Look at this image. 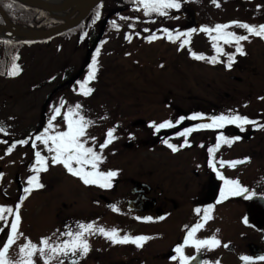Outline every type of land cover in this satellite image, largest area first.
Segmentation results:
<instances>
[{
	"label": "rangeland",
	"instance_id": "374dc122",
	"mask_svg": "<svg viewBox=\"0 0 264 264\" xmlns=\"http://www.w3.org/2000/svg\"><path fill=\"white\" fill-rule=\"evenodd\" d=\"M194 1L195 6L191 4V8H189L186 2L190 1L182 0L180 9L166 10L167 15L163 19H168L167 22L169 24L170 22L175 24L174 22L176 21H182L177 26L180 28L185 27L188 21L184 17L179 16V13L185 14L187 18L194 17L195 10L200 8L199 6H201L199 11L203 13L201 17L218 18L222 21L220 23L234 21V14H239L240 18L245 17L248 24L258 23L255 25H260L262 24L260 22L264 19V1L262 0H216L215 4L212 0ZM109 2L106 3L105 7H100L99 12L106 11ZM210 6L215 10L211 15L206 13V11L209 12ZM168 14L171 16L170 20ZM151 15H154V13ZM259 16H263V19H260ZM149 20H153V17H149ZM199 21L198 23L202 25L209 20L205 21L201 18ZM157 25L159 26L160 24ZM157 25H153L151 31L148 30L147 32L156 33L159 29ZM234 28L238 27L232 25L228 30H234L235 33L239 32ZM66 39L68 40V38H64L60 41L61 48H59L57 57L54 52L55 46L60 40L59 38L25 44V48L28 46H31V48L25 50L21 62L24 70H26L24 74L30 76V78L27 81L22 77L16 79V81L9 80L7 82L8 85L2 87L9 96L1 97L0 105L3 104L4 107L9 108L8 115L18 114L21 117H15V120L19 122L20 128L24 126V129H27L28 127L36 126L43 106L42 101L46 95L44 87L32 94L24 92L25 86L27 87L29 84L36 82L37 76H40L39 81L43 79V75L48 77L52 75L53 71L57 72L59 68H62L60 69L61 71L65 69L68 75L71 74L70 76L76 75L81 69L86 43L82 39L78 45L75 42V38L72 37L69 42H65ZM262 40L259 37L250 36L249 40L243 41L246 43L242 44L245 53L249 52L250 64L245 70L225 73L219 65L227 62V55L225 54L234 53V44L230 45L218 41V46L223 49V53L219 55V62L215 64L208 63L207 59H194L195 61L190 63H187L184 59L178 60L176 53L181 48L180 39L173 43H167L164 42L165 37L164 41L161 38L158 41L153 40L151 42L145 40L146 47H140L139 52H136L135 45L131 43L130 48L124 52L125 57L124 54L113 53L126 40L122 33L111 28L102 39L103 43L99 46L97 58L102 54V62L104 64L107 61L109 62L106 64L108 67L105 66L101 71L99 78V82H102L100 83V89L102 90L100 97L103 99L101 104L103 102L106 104L104 105L105 107H102V113H106L105 109H109L110 112L116 113V119L109 116V122L105 124H101L98 127L92 124L86 129L87 135L92 136L101 131L106 133L108 128L116 126V132H114L116 139L113 140V146L116 147L118 152V157H116V161H119L118 168L123 171L125 169L128 173L134 172L133 175L137 178L147 179V181L152 183L153 181L162 180V178L165 183H168L171 175L178 168L176 167L178 166L177 161H171L173 166L162 164L161 161H165L166 156L157 152H148L145 147V141L142 140L144 138L142 127L131 128V130L129 126L138 119H142L149 124L150 122L158 123L162 118L170 119L174 117L175 119L172 121L174 122V120L183 117V115L177 116L182 108H184V112L196 111L203 114L202 109L194 103L201 104L205 111H211L212 113L223 114L228 112L230 108L232 114L238 113L242 116H247L252 121H255L258 116L264 117V99H260L263 97L262 90L264 89V42ZM134 42H139L138 37L134 39ZM184 48H187L188 51L190 49L198 54H204L205 57L216 55L209 35L202 32L189 37L184 44ZM105 54L107 55L105 56ZM65 63L66 67H64ZM230 77L239 78L241 82L232 81L229 79ZM78 80L82 81V78ZM7 83H0V85H6ZM77 85L68 89V93L65 92L66 96L63 97V100L65 103L68 102V105L72 95L77 94V91H75ZM44 86H46V83H44ZM12 95L17 100L13 99ZM57 95L50 99L49 112H51L52 107L58 101ZM20 97L21 99H19ZM212 98L217 100H210ZM73 100L79 102L77 98ZM177 100H182L183 102L177 103ZM114 104L117 105L116 108L111 107ZM61 110L63 112L65 108ZM8 115L0 111V117H8L7 122L10 124L13 118ZM53 123L59 124L56 120ZM60 128L62 129L63 126ZM94 137H96L97 144L103 138L102 136ZM10 138L14 139V137ZM127 141L134 143L135 149L133 151L121 149L120 145ZM87 143L90 144L89 140ZM5 148L0 146V170L5 171L2 173L4 178L0 180V196H9L10 194L15 197L18 193L15 185H12L11 177L14 176V173H18L22 183L26 186L27 177L35 174L30 168L35 161L34 149L31 150L26 145L25 150H17L16 146L10 154L5 155ZM36 150H40L42 155H45L43 153L44 146L39 142H37ZM47 155L49 154L46 151L45 156ZM181 156L184 157L183 155ZM49 168H51L50 165ZM52 172L54 170L48 174H43L42 178L50 182V188L40 190L37 194H34L36 192L33 190L26 196L28 200L21 202L19 232L22 235L16 240L17 242H25L24 237H27L32 243L37 245L41 237H48L50 242L64 239L65 237H59L57 234L55 236L52 233V222L57 216L56 213H58L59 218H63L59 220V224L62 221L66 223L68 220V218L66 220V217H68V204H72L73 210H79L85 204L83 197L80 195L81 191L74 190V188H79L77 181L68 179L63 173L59 174L57 178L52 175ZM175 179H178V177ZM154 183L159 184L158 182ZM165 187L168 188L167 185ZM0 199L3 198L0 197ZM17 202L18 200L16 199L12 200V203L8 206L14 207ZM0 204H2L1 200ZM17 245L20 246V243Z\"/></svg>",
	"mask_w": 264,
	"mask_h": 264
},
{
	"label": "flooded vegetation",
	"instance_id": "af4514ba",
	"mask_svg": "<svg viewBox=\"0 0 264 264\" xmlns=\"http://www.w3.org/2000/svg\"><path fill=\"white\" fill-rule=\"evenodd\" d=\"M5 66L3 65L5 71H0V83H7ZM230 110L229 108L228 112L223 114H229ZM214 114L221 115L216 112ZM263 118L258 116L255 124L264 125ZM238 128L240 139L231 141L230 144L221 142L218 148H215L216 137L219 135L231 140L236 137L234 130L220 127L199 133L191 132L187 137L190 146L184 147H180L184 143V136H168L166 140L177 145V151L173 152L162 143L164 133L148 125L145 134L146 148L166 156V160L161 161L162 164L173 166L172 162L178 163V168L168 183H165L163 178L153 183L141 179L139 182L146 186L137 188L132 193L131 178L121 181L115 176L112 179V187L106 189L97 185L86 186L79 179L75 180L79 188L74 190L81 191L80 195L85 204L79 210H73L72 204H68L70 228L75 230L77 222H91L105 229H118L120 236L144 235L151 239L142 242V246L137 248L132 243L112 244L100 234L86 236L89 244L87 254L83 257L78 254L62 257L64 264H179L178 260L170 259L175 254L173 249L177 244L183 243L188 229L198 221H201L202 226L195 232L194 238L215 237L220 243L214 248H202L199 252L191 245L185 246L184 254L196 257L190 264H200L202 260L208 261L209 264H264V261L259 260H241V256L264 255V127L245 124L243 131ZM210 146L214 147V165L220 175L225 179L238 181L241 186L254 193L252 198L246 199L243 194L229 195L218 202V193L208 192L211 172L207 149ZM245 157L249 159L244 161ZM221 160L226 163L221 165ZM228 161L242 162L229 166ZM105 163H101V171L110 170L106 168ZM177 177L178 179H175ZM221 181L224 187V180ZM125 189L126 192H122ZM0 200V205L6 204V199ZM112 205H115L118 211H113ZM208 205H212V208L205 216L204 209ZM196 209L200 211L197 212ZM137 217H152V220H138ZM159 217L163 219H157ZM65 225L61 226L63 231L58 232L66 231ZM0 228L5 229L0 231L2 246L7 228L3 222H0ZM19 243L22 245L25 242L15 241L6 253L7 259H19ZM33 260L34 264H43L39 253L34 254Z\"/></svg>",
	"mask_w": 264,
	"mask_h": 264
},
{
	"label": "snow or ice",
	"instance_id": "6c2138e0",
	"mask_svg": "<svg viewBox=\"0 0 264 264\" xmlns=\"http://www.w3.org/2000/svg\"><path fill=\"white\" fill-rule=\"evenodd\" d=\"M134 3L138 4L143 8L145 16H148L152 13H156L161 16H166L168 9L179 10L181 7L182 0H133ZM215 4L216 0H212ZM219 6V5H217ZM11 7V5H9ZM259 7V6H257ZM99 10L96 12V18H99ZM122 19H129L128 17H122ZM112 26L118 30L119 26L115 21L111 22ZM235 25L238 28L244 29L246 35L237 34L232 31H227V29ZM129 27H132L130 24ZM147 31V29L145 30ZM167 34V38L170 41H175L177 37L180 39V47L183 48L185 42L188 41L190 34L195 29H188L184 32L173 33L170 29H163ZM200 31L209 35V38L212 42V47L216 55L211 57H205L204 54H198L189 49V55L196 60H205L210 64H215L218 61V57L223 53V49L218 46V41H223L225 44H234L235 52L228 53L227 62L224 63L225 68H231L235 62V55L239 54L241 56L245 55V51L242 45V41H247L250 39V36H256L261 39H264V24L252 25L246 22L239 21H230L227 24H216L214 27L201 26ZM215 33V35H212ZM156 38L155 33L146 37L149 41ZM83 39V37H81ZM125 39H129V36L126 34ZM103 43V41L101 42ZM179 50V49H178ZM99 53V45L96 48V51L92 53L91 63L87 66V74L85 75L82 81H76V84L79 85L78 92L83 96H88L93 89L88 87L90 81L96 78V68H97V55ZM16 58H13V63L11 67L7 70L8 76H15L19 73L20 68L15 63ZM260 99H264L261 97ZM63 99H61L60 104L52 107V114L47 121V125L44 127L43 131L36 134L34 139H20L12 141L10 144L8 141H0L7 145L5 150V155L10 154L13 149L17 146H24L25 144H31L34 149L35 161L31 164V171L35 174L30 175L26 179V186L23 188V194L20 195L19 201L12 206L0 205V222L7 228V236L4 240L2 246H0V264H34L33 256L35 253H39L43 264H64L62 257H68L69 255L76 256L77 254L81 257L87 254L89 251V244L86 239V236L100 234L103 235L106 239L110 240L112 244H127L132 243L137 248L142 246V242L151 239V237L138 235L130 236L124 234L123 236L118 235V229H105L104 227L96 226L93 223H83L77 222L75 230L70 228L68 225H65L66 231L61 232L60 236L65 237L58 242H50L48 237H41L39 244L32 243L27 237H24L25 243L19 246V259L16 261H11L6 258V253L8 252L11 245L22 235L19 232L20 224V214L19 209L21 207V202L30 194L34 189H40L43 187V184L40 183L38 174L48 170L49 162L51 165H62L63 168L71 174L73 177L79 178L80 181L86 186L88 185H97L100 188H110L112 187V179L117 175V170H108L101 171L100 165L104 161L103 151L104 149L114 140L116 126L110 127L106 130L105 138L102 143L97 145L96 137L88 136L86 129L92 125V121L86 119L81 114L82 105L79 103L67 107V109L61 112V108L64 105ZM57 116H62L63 119V130L60 129L59 124H54L53 121L56 120ZM202 114L194 113L191 119L201 118ZM183 119V118H181ZM209 122L203 124H197L191 128H185L182 133H177V135H182L185 137L184 143L180 147L190 146L187 140L188 135L195 130L200 129H213L223 127L224 124H234L237 127H240L241 131L244 130L243 125L253 124L257 127H264V125H256L255 121L250 120L247 116H242L240 114H232L231 110L229 114L214 115L208 118ZM176 123H180V120H177ZM173 124L169 120H164L163 122L156 124L155 122H150V127L155 130L162 128L172 127ZM3 127H0V132H3ZM240 137H232L229 140L226 137L217 136L215 148H218L223 143L230 144L231 141L239 140ZM88 140L92 141L93 145H96L99 148V151H96L94 147L88 145ZM37 142L44 146V150L47 151L49 155H42L40 150H36ZM173 152L177 151V145L169 143L167 140L163 141ZM208 166L214 168L213 152L214 147H208ZM249 158L245 157L244 161H247ZM242 161H228L229 166H234L236 163ZM221 165L226 162L221 160L219 161ZM3 174L0 173V176ZM217 176L224 180V187L220 189V197L218 199H226L229 195H241L244 197L252 198L254 193H251L249 190L244 188L236 180L225 179L223 176L217 172ZM113 211H118L115 205H112ZM212 208V205H208L204 209V214L207 216L208 210ZM197 212L200 209H196ZM136 219H142L145 221L152 220V217H137ZM157 219H163L159 217ZM247 223V220H245ZM202 226L201 221H198L192 228L188 229L187 234L184 236L182 244H177L173 249L174 255L170 257L171 260L179 262V264H190L191 261H194L196 257H189L184 254L183 248L187 245H191L198 252L202 248H214L217 246L220 241L215 237L205 238V239H195V232ZM5 229L0 228V231ZM227 247V245H225ZM241 260L245 262H251L253 260L264 261V255L252 257V256H241ZM200 264H209L208 261H200Z\"/></svg>",
	"mask_w": 264,
	"mask_h": 264
},
{
	"label": "water",
	"instance_id": "95a60500",
	"mask_svg": "<svg viewBox=\"0 0 264 264\" xmlns=\"http://www.w3.org/2000/svg\"><path fill=\"white\" fill-rule=\"evenodd\" d=\"M17 1L20 2L21 4L25 5V6L33 7V8H37L39 10H42L50 16L56 15L57 13L66 12L71 8H73L74 11L81 12V14L79 15L78 18H76L72 21L66 22L62 26H59V27L54 28L52 30L43 32L42 34L27 33L25 31L20 30L18 27L10 24L7 20H5V25L0 27V32H3L4 30H9L13 35L19 37L21 40H34L35 41V40H43L46 38H50L54 35L62 33L65 30L75 26L101 0H75V1L70 2L69 4H67L65 6H59V7L58 6H52L49 4H45L42 2L40 3L38 0H17ZM81 5H83V6H81ZM106 19L107 18H105L102 22L100 32H99L94 44L91 46V48L89 50V54L92 51V49L94 48L95 44L101 38V35L103 32V26H104V23L106 22ZM89 54H88V57H89ZM210 191H211V193H214L216 191V184L214 182H212V180H211Z\"/></svg>",
	"mask_w": 264,
	"mask_h": 264
},
{
	"label": "trees",
	"instance_id": "16d2710c",
	"mask_svg": "<svg viewBox=\"0 0 264 264\" xmlns=\"http://www.w3.org/2000/svg\"><path fill=\"white\" fill-rule=\"evenodd\" d=\"M108 1H110L111 7L113 6L112 9H114V8H118V9L124 8L127 10H132L133 8H135V10L136 9H142V7L139 6L138 4L134 3L133 0H108ZM191 3H193V2L191 1ZM9 5H11V7H9ZM0 7L5 12L7 17L16 23H21L23 25H26V24H28V22L32 18L40 20V18L37 17V15L35 14L34 11H32L28 8H25L21 5H19L18 3L11 1V0H0ZM97 10H98V8L95 9L89 15V18H87V20L92 18V17H96L95 14H96ZM212 11L214 12L215 10L212 9ZM199 15H203V13L200 12ZM95 23H96V20L90 25L89 33L85 32V31H83L81 33V34L87 35L88 38L90 39V41H92L96 35L95 30L93 31V28H92Z\"/></svg>",
	"mask_w": 264,
	"mask_h": 264
},
{
	"label": "bare ground",
	"instance_id": "6f19581e",
	"mask_svg": "<svg viewBox=\"0 0 264 264\" xmlns=\"http://www.w3.org/2000/svg\"><path fill=\"white\" fill-rule=\"evenodd\" d=\"M39 2H44L45 4H48V2H52V1H48V0H38ZM55 1V3H59L62 2L63 0H53Z\"/></svg>",
	"mask_w": 264,
	"mask_h": 264
}]
</instances>
